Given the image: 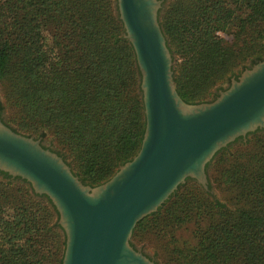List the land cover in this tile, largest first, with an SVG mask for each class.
<instances>
[{
  "label": "trees",
  "instance_id": "1",
  "mask_svg": "<svg viewBox=\"0 0 264 264\" xmlns=\"http://www.w3.org/2000/svg\"><path fill=\"white\" fill-rule=\"evenodd\" d=\"M115 2H0V78L14 66L9 94L28 122L22 127L50 128L77 161L73 172L92 186L138 152L146 126L140 71ZM195 5L193 15L179 5L161 19L170 48L182 58L174 80L187 102L204 101L207 89L246 59L264 58V0ZM48 26L53 37L42 32ZM259 131H253V141L264 142ZM242 139L218 150L219 160L230 157V147ZM247 161H229L225 168L233 208L187 178L136 223L133 236H152L169 264H264V154ZM10 183L0 185V264H61L66 233L51 199L27 183L11 194ZM187 223L194 244L176 236Z\"/></svg>",
  "mask_w": 264,
  "mask_h": 264
},
{
  "label": "water",
  "instance_id": "2",
  "mask_svg": "<svg viewBox=\"0 0 264 264\" xmlns=\"http://www.w3.org/2000/svg\"><path fill=\"white\" fill-rule=\"evenodd\" d=\"M161 1L117 0L140 71L146 126L138 152L109 179L84 183L56 150L6 124L0 109V171L51 199L66 233L61 264H159L132 244L136 223L187 178L207 190L206 168L216 152L264 129V58L212 100L181 97L159 22Z\"/></svg>",
  "mask_w": 264,
  "mask_h": 264
},
{
  "label": "rangeland",
  "instance_id": "3",
  "mask_svg": "<svg viewBox=\"0 0 264 264\" xmlns=\"http://www.w3.org/2000/svg\"><path fill=\"white\" fill-rule=\"evenodd\" d=\"M0 2H5V0H0ZM182 5L187 14L193 15L196 12V6L195 0H162L161 1V7L159 9V22L161 25V19H165L166 16L169 14H173L174 10L177 6ZM114 7V5H113ZM115 13L118 14V6H117V0L115 2ZM42 20L44 18H41ZM162 28V26H161ZM163 30V28H162ZM42 32L44 35L49 34L53 37V32L49 30L48 27H43ZM164 33V31H163ZM165 35V33H164ZM228 41H231V37L228 35H223ZM166 37V35H165ZM167 44L169 46V40L167 39ZM238 45H240V41L236 42ZM242 43V42H241ZM170 48V46H169ZM172 55H173V74H175V67L181 63L182 58L170 48ZM255 58H249L245 61L241 62L238 66H236L228 75L220 77L214 84H212L205 93V100H212L216 97L218 94V90L224 89L228 83L230 82V79L233 78L234 74H239L242 70H244L247 67H250L253 63H255ZM258 61V60H257ZM8 71V70H7ZM9 74H7L4 78H0V103H1V117L2 120L11 126L14 130L17 132L33 136L34 138H39L41 143H43L45 146L50 147L54 150H56L59 154L63 156V158L69 163L71 168L77 169V161H73V157L71 154L65 153V150L62 148V145L59 143V141L56 139L55 135L53 134L52 130L50 128H42L40 131H29L25 128L23 129L22 123H28L27 121L23 120V110L19 104H17L15 97H12L9 92L13 85V79L11 76L14 74V66H10L9 68ZM233 72V73H232ZM232 74V75H231ZM237 78V77H235ZM176 85V82H175ZM177 88V85H176ZM259 134H264V129H260ZM28 133V134H27ZM243 143L241 141L234 142L233 145L230 147L229 151L232 152V155L230 157L223 156L220 160L219 157L223 153H216L213 159L210 161L209 165L206 168L209 183H208V189L207 192L211 199H217L221 202L228 205L229 208L232 207V203L230 201V197L232 195L231 187L229 185L225 184V168L227 167V163L229 161L236 162L238 164H247L248 159L252 155H263L264 154V142L258 138V141H253L254 133H249L246 138L242 137ZM250 139V143L247 145L246 140ZM252 139V140H251ZM247 145V146H246ZM73 155V154H72ZM74 156V155H73ZM218 160V162H217ZM229 168V167H228ZM227 168V169H228ZM22 179L19 177L11 178V177H4V175L0 172V185H2L5 182H11L10 185H8V192L13 194L14 188L17 186H26L29 184L28 182L24 183L21 181ZM197 182V180H196ZM193 183V182H190ZM199 183V182H197ZM200 184V183H199ZM201 185V184H200ZM28 186V185H27ZM202 186V185H201ZM206 190V189H205ZM189 190H185V192H188ZM136 226V225H135ZM137 234V232H136ZM177 238L187 241L190 244H194L196 239L193 232V225L190 223H187L184 227L179 229L176 232ZM151 236V239L149 237H145L142 239H137L136 235L131 236V242L132 244L146 253L147 255H150L153 257V259L159 263V264H169L165 261L163 253H161L160 248L157 246V241Z\"/></svg>",
  "mask_w": 264,
  "mask_h": 264
},
{
  "label": "flooded vegetation",
  "instance_id": "4",
  "mask_svg": "<svg viewBox=\"0 0 264 264\" xmlns=\"http://www.w3.org/2000/svg\"><path fill=\"white\" fill-rule=\"evenodd\" d=\"M239 74H240V73H239ZM239 74H234L233 77H238ZM231 79H232V78H231ZM231 79H230V81H231ZM218 92H219V90H218ZM0 172H1L2 174H3V173H4V174L6 173V172H3V171H0ZM6 174L9 175L8 173H6ZM9 176H10V175H9ZM149 256H150V255H149ZM150 257H151V256H150ZM151 258H153V257H151Z\"/></svg>",
  "mask_w": 264,
  "mask_h": 264
}]
</instances>
